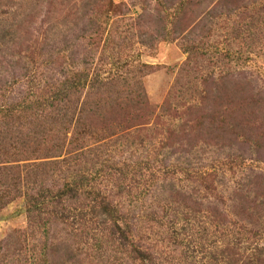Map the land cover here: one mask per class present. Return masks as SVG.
I'll return each mask as SVG.
<instances>
[{"label": "trees", "instance_id": "1", "mask_svg": "<svg viewBox=\"0 0 264 264\" xmlns=\"http://www.w3.org/2000/svg\"><path fill=\"white\" fill-rule=\"evenodd\" d=\"M36 3L47 8L38 34ZM253 4L264 15V0ZM128 15L112 0H0V215L15 204L26 218L25 229L0 241V264H54L56 256L67 264L68 242L98 264H179L165 248L191 229L204 232L199 222L255 239L247 244L264 237V170L247 165L264 161L246 153L264 150V86L236 94L229 121L213 107L218 92L203 88L216 85L213 77L158 107L141 81L146 65L132 79L91 77L93 57L126 39L118 44L115 27ZM169 16L141 46L175 40ZM210 135L228 153L206 163L188 149L212 144ZM60 228L69 237L62 242ZM235 246L227 244L233 262L264 264L243 261Z\"/></svg>", "mask_w": 264, "mask_h": 264}, {"label": "rangeland", "instance_id": "2", "mask_svg": "<svg viewBox=\"0 0 264 264\" xmlns=\"http://www.w3.org/2000/svg\"><path fill=\"white\" fill-rule=\"evenodd\" d=\"M112 1L125 4L129 11V15L120 19L117 28L115 27L120 35L118 44L122 38L126 39L117 48L108 49L106 52L100 50L93 57L91 77L101 75L104 78L132 79V71L138 70L136 67L139 65H146L148 69L144 70L145 75L141 81L149 103L154 107L161 106L167 99L176 102L179 92L192 95L196 90V82L213 77L218 79L216 85L210 86L208 80L203 88L206 92H218V99L213 107L220 105L225 109L229 121L232 116V103L237 102L236 94L246 96L248 91L264 86V15L261 8L254 7V0ZM163 6L167 8L166 11L162 9ZM46 10V6H41L40 3H36L32 9L30 20L35 34L44 30L45 18L41 14L44 16ZM169 14H177L178 20H172ZM165 15L169 16L168 22H172L171 25L168 24V30L170 29L175 40L157 43L153 48L141 46V41L149 40L154 35L157 19ZM177 31L179 37L175 36L174 32ZM139 32L142 33L140 37ZM81 48V45L74 48L75 55L82 57ZM58 69L61 70L60 67ZM216 109L219 110V106ZM254 109L252 104L246 108L250 112ZM208 114L204 111V115ZM215 134L218 138L224 137L225 145H229L227 142L231 138L225 132L216 131ZM216 136L210 135L213 145L216 144ZM212 144L194 146L188 151L206 163L228 153V149L222 147L223 143L214 146ZM246 153L253 160L264 161V150L257 153L252 149ZM247 165L264 170L262 162L248 161ZM19 210V205L14 204L1 213L0 241L14 230L26 228L25 215ZM199 223L205 227L204 232L199 228L191 229L180 238L183 239L180 245L174 249L165 248L170 252L176 250L175 256H178L179 264H242L233 262L237 257L231 247H227L228 243L235 246L240 242L235 247L238 248V255H243V261L259 256L264 263V237L256 243L250 241L247 244L245 241L251 238L247 234L229 228L218 231L215 227ZM54 234L59 242L69 238L62 228ZM64 245L70 246L65 249L69 252L64 260H68V257L73 260V255L76 254L75 261L68 260L67 264H98L90 256L91 250L87 247L75 244L71 247L69 242ZM64 252L63 250V254ZM9 254L10 250L3 252L5 263L11 260ZM56 258L53 259L54 264L64 262L59 256Z\"/></svg>", "mask_w": 264, "mask_h": 264}]
</instances>
